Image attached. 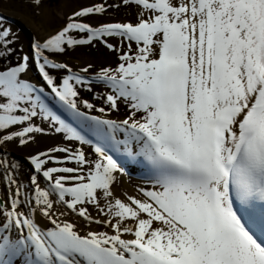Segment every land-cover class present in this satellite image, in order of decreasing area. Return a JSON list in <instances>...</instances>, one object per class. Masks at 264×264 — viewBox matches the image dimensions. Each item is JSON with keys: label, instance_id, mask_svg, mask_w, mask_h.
<instances>
[{"label": "snow or ice", "instance_id": "6c2138e0", "mask_svg": "<svg viewBox=\"0 0 264 264\" xmlns=\"http://www.w3.org/2000/svg\"><path fill=\"white\" fill-rule=\"evenodd\" d=\"M123 3L140 9L135 23L93 26L114 5L84 6L15 63L0 16V151L49 135L37 120L69 142L29 155L28 183L0 157V264H264V0ZM97 43L116 67L89 77L90 64L57 62ZM94 85L107 109L81 98ZM121 103L126 117L106 118ZM117 153L150 167L140 198L114 195ZM68 212L110 231L81 234Z\"/></svg>", "mask_w": 264, "mask_h": 264}, {"label": "rangeland", "instance_id": "374dc122", "mask_svg": "<svg viewBox=\"0 0 264 264\" xmlns=\"http://www.w3.org/2000/svg\"><path fill=\"white\" fill-rule=\"evenodd\" d=\"M109 1L111 0H91L92 4H90L89 6L95 3H106L107 5ZM111 2L115 3V1ZM81 4V0H42L41 4L37 6L32 2V0H0V15L11 18V20L9 19L5 21V27L10 26L12 32L16 35L15 42L11 45V47L15 50V54L11 57V61L6 60L4 61V63H15L18 56L28 54L27 47L29 44L27 33H29V31L31 32L32 37L38 40L34 32V27L37 23L36 21L38 19L40 6L47 11V16L50 22L48 28L55 32L60 28L62 24L65 25L66 18L73 14L69 12L74 11L75 8H79ZM120 9H122V7ZM104 15L113 17L120 22L135 23L137 21L133 20L132 18H126L124 11H120L116 6H113L108 8L106 13H104L103 15L92 17L89 22L93 26H99L100 24L104 23V21H102V19H100L99 17ZM22 18H26L27 20L25 21ZM110 42L119 47V40L111 39ZM133 47H135V45H133ZM80 59H83L85 61L87 59L88 62L85 65L80 64ZM57 62L68 63L69 66L72 67L73 71L80 70L81 68L86 67L89 64L92 65V68L100 70L102 67H116L118 63V54L102 47L99 43H97L95 46H78L75 48V50H70L67 52V54L60 56L57 59ZM92 68L90 69L89 73H96L95 69L92 71ZM54 74L58 77H61L64 73L56 72L54 70ZM99 88H101L99 89L100 91H104L103 89H105H102V87ZM93 89L98 90L95 87H93ZM86 94H88V91L81 89L80 95L82 99L88 100V98H86ZM93 96H95V93H92V97ZM121 104L119 111H110L107 117L120 119L124 115V110ZM122 112L123 115H121ZM92 209L93 207L89 206L90 212Z\"/></svg>", "mask_w": 264, "mask_h": 264}, {"label": "bare ground", "instance_id": "6f19581e", "mask_svg": "<svg viewBox=\"0 0 264 264\" xmlns=\"http://www.w3.org/2000/svg\"><path fill=\"white\" fill-rule=\"evenodd\" d=\"M81 1H82L81 6L79 8H75L74 11L69 12V13H74L75 11L79 10L82 7L89 6L90 4H92L91 0H81ZM38 13H39L38 19L34 27V32L38 40H43L48 35L54 33V31L48 28L50 22L47 16L46 9L40 6V10ZM99 18L102 19L104 23L117 22L115 19L111 17H107V16L106 17L100 16ZM24 20L26 21L27 19L25 18ZM62 26H64V24H62L60 28ZM35 40L36 39H33V41ZM79 62L80 64L85 65L88 62V60L86 59L85 61L83 59H80ZM37 124H40V126L44 127L47 131H49L50 134L49 135L36 134L35 141L24 147H21L18 143L9 142L7 146L2 151H0V157L6 158L11 163H19L22 166V169L17 173V175H18V178L23 183H28L29 177L33 173V168L27 159L29 155L36 154L40 151H47L51 147L66 143V141L63 140V137L61 134H57L48 128L47 123H41L39 120H37ZM140 168L141 167H139L138 170H140ZM2 174H3V170L0 169V176H2ZM128 183L119 179L118 176H116L115 182L112 185V190H113L114 195L119 197L121 200H125V201H126V196H134V197L140 198L139 191L137 189L138 187L144 188L143 184H140L134 181L132 182L133 185L132 184L130 185ZM42 186H44L43 183H42ZM6 197H7V188L5 186V183L2 180H0V199H6ZM56 209L58 212L67 211L64 208H61V206L59 205H56ZM91 213L93 216H96L97 215L96 209L93 208L91 210ZM60 219L62 220L68 219L70 222L76 223L77 228L80 230L81 234H84L89 230L110 231L109 229H105L104 227L100 225L88 224L82 218L77 217L74 213H71V212H68L67 217H60ZM37 220L42 227L44 228L51 227L50 222L46 218L37 215Z\"/></svg>", "mask_w": 264, "mask_h": 264}]
</instances>
